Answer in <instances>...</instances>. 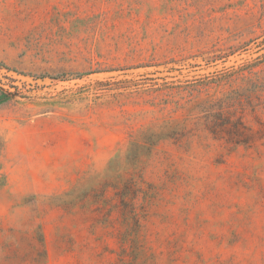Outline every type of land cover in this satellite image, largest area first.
Wrapping results in <instances>:
<instances>
[{
	"label": "rangeland",
	"instance_id": "obj_1",
	"mask_svg": "<svg viewBox=\"0 0 264 264\" xmlns=\"http://www.w3.org/2000/svg\"><path fill=\"white\" fill-rule=\"evenodd\" d=\"M0 264H264V0H0Z\"/></svg>",
	"mask_w": 264,
	"mask_h": 264
}]
</instances>
